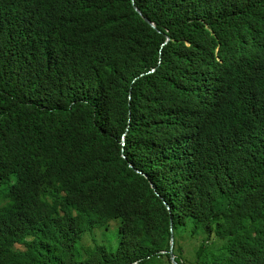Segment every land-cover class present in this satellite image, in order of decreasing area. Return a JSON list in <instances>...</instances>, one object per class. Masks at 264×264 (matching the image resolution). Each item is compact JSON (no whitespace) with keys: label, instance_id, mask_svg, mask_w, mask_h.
I'll return each instance as SVG.
<instances>
[{"label":"trees","instance_id":"trees-1","mask_svg":"<svg viewBox=\"0 0 264 264\" xmlns=\"http://www.w3.org/2000/svg\"><path fill=\"white\" fill-rule=\"evenodd\" d=\"M172 249L264 264V0H0V264Z\"/></svg>","mask_w":264,"mask_h":264},{"label":"rangeland","instance_id":"rangeland-1","mask_svg":"<svg viewBox=\"0 0 264 264\" xmlns=\"http://www.w3.org/2000/svg\"><path fill=\"white\" fill-rule=\"evenodd\" d=\"M114 224H116L115 226H113V229H114L115 231H113L112 233L116 232V229H117V220H114L113 225H114ZM114 227H115V228H114ZM105 231H107V230H105L104 228L97 229V230L95 231V233H94L95 238H93V234L88 233V234L84 237V239H83V243L86 244V245H89V244L91 245V244H93V243L95 242V240L100 241V242H102V241H106L108 237H107V235L105 234ZM110 235H112V234H110ZM110 235H109V236H110Z\"/></svg>","mask_w":264,"mask_h":264},{"label":"water","instance_id":"water-1","mask_svg":"<svg viewBox=\"0 0 264 264\" xmlns=\"http://www.w3.org/2000/svg\"><path fill=\"white\" fill-rule=\"evenodd\" d=\"M136 10H137V12H138L139 14H141V12L139 11V9L136 8ZM145 20L148 21L149 23H151V21H149L148 19H145ZM152 24H153V23H152ZM153 25H155V24H153ZM171 253H172V258H173V260H174V263H175V264H179V263L175 260V253L173 252V249H172Z\"/></svg>","mask_w":264,"mask_h":264}]
</instances>
